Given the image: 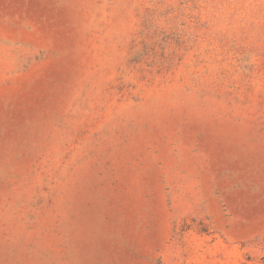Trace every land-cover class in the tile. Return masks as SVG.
<instances>
[{"label":"rangeland","instance_id":"1","mask_svg":"<svg viewBox=\"0 0 264 264\" xmlns=\"http://www.w3.org/2000/svg\"><path fill=\"white\" fill-rule=\"evenodd\" d=\"M0 264H264V0H0Z\"/></svg>","mask_w":264,"mask_h":264}]
</instances>
